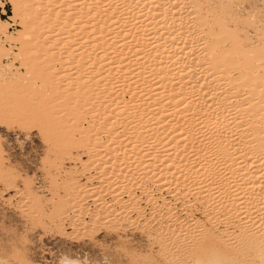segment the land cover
Returning <instances> with one entry per match:
<instances>
[{"label":"bare ground","instance_id":"1","mask_svg":"<svg viewBox=\"0 0 264 264\" xmlns=\"http://www.w3.org/2000/svg\"><path fill=\"white\" fill-rule=\"evenodd\" d=\"M18 2L12 20L25 23L27 34L36 26L31 43L52 44L71 61L65 77L50 65H33L50 89L70 87L75 117L59 119L53 130L84 155L82 173L105 164L111 175L110 200L94 197L96 211L127 222L138 216L141 197L150 201L152 192H164L184 205L188 221L177 224L176 210H160L165 223L149 239L163 260L264 264V55L251 57L238 36L224 30L216 15L226 17L224 8L209 0ZM91 176L71 188L96 190ZM76 203L68 197L57 203L69 230L85 227Z\"/></svg>","mask_w":264,"mask_h":264},{"label":"rangeland","instance_id":"2","mask_svg":"<svg viewBox=\"0 0 264 264\" xmlns=\"http://www.w3.org/2000/svg\"><path fill=\"white\" fill-rule=\"evenodd\" d=\"M16 1L18 0H0V109L2 107L0 110V173L3 174H0V264H171L157 253L156 245L150 247L149 236L151 235L152 238L159 224L164 222L158 214L164 213L166 208H169L171 212L176 210L177 213L172 212L176 217L173 215L172 220L174 222L177 220L175 223L188 221L187 213L183 211L184 205L171 199L164 192H152L150 200L152 202L146 199L145 201L141 197L137 205L140 210L138 216L131 215L127 222L126 220L119 221L120 223L115 222L114 216H111L112 212L106 216L101 210L96 211L97 207H94V203L91 204L94 197L104 196L105 200H110L107 196L109 192L107 185L111 181V175L106 168H103L106 167L105 164L102 166L92 164L91 170L87 168L82 173L80 160H86L84 155L79 149L76 150L75 142L65 144L66 136L60 134L57 129L53 130L57 126L54 125L56 122L70 121L75 117V104L70 98L72 94L70 90H66L70 87H62V90L61 88L50 89L52 86L45 79L36 77L39 75L36 71L38 65L37 70L49 65L58 69L57 71L62 70L60 76L65 77L64 69L69 68L70 71L71 63H68L70 60L56 54L52 44H48L46 48L42 45L44 47L42 48L39 40H35L31 45V40L34 38L32 32L36 31V26L30 25L31 33L27 34L25 23H14L12 19L19 10ZM209 2L217 8H224L226 17L216 12L224 30L234 32L241 41V46L250 49L251 57L264 55V0H209ZM17 4L22 5V2L19 0ZM36 61L37 66L33 65ZM20 65L23 67L20 68ZM68 82L66 81L67 84ZM52 122L54 123L51 128ZM83 125L87 126L86 122ZM102 141L105 140L102 139ZM100 173L101 175H97ZM85 175L93 176H91L93 181L95 180L93 185L97 186L95 192H90L84 187L71 188V184L80 182ZM106 176L109 177L108 180ZM100 183L106 185L102 186ZM65 195L74 203L80 202L76 204L81 207V211L75 215L80 217L81 222L84 221L85 230L82 225H75L78 227L71 230L68 229V225H61L63 221L60 222L61 216L58 214L59 204L57 203L59 200L67 199ZM85 203L87 204L84 205ZM163 203L168 204L164 206ZM86 206H89L88 213H91V217L84 214ZM156 216H159V220ZM195 216L199 217V214L196 213ZM73 219L75 221L76 218L73 217ZM144 220L147 223L149 221V226H146L147 223ZM73 223L77 224L78 221ZM142 226H146L145 231ZM175 226L178 227V225Z\"/></svg>","mask_w":264,"mask_h":264}]
</instances>
